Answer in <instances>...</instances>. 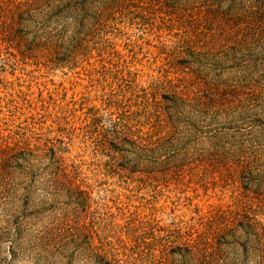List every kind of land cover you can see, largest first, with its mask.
<instances>
[{"label":"rangeland","instance_id":"obj_1","mask_svg":"<svg viewBox=\"0 0 264 264\" xmlns=\"http://www.w3.org/2000/svg\"><path fill=\"white\" fill-rule=\"evenodd\" d=\"M238 216L264 226V0H0V264H242L236 231L196 255Z\"/></svg>","mask_w":264,"mask_h":264},{"label":"trees","instance_id":"obj_2","mask_svg":"<svg viewBox=\"0 0 264 264\" xmlns=\"http://www.w3.org/2000/svg\"><path fill=\"white\" fill-rule=\"evenodd\" d=\"M225 230L230 232L227 235L233 239L237 237L235 231L239 235L243 234V239L237 243L241 252L239 263L244 264L248 258H253L251 260L253 264H264V226L257 220L254 221L251 217L247 216L231 217L228 220L220 222V225L215 228L210 236H205L204 241L197 248L196 255L199 256L201 251L205 252L208 258L211 255H216L217 249L227 242L220 235V233L225 234ZM216 232L218 233L216 234ZM197 259L195 258L196 261Z\"/></svg>","mask_w":264,"mask_h":264}]
</instances>
